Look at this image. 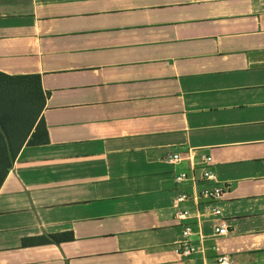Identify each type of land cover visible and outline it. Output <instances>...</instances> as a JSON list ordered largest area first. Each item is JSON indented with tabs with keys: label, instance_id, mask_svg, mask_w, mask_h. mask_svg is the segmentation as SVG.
I'll list each match as a JSON object with an SVG mask.
<instances>
[{
	"label": "crops",
	"instance_id": "1",
	"mask_svg": "<svg viewBox=\"0 0 264 264\" xmlns=\"http://www.w3.org/2000/svg\"><path fill=\"white\" fill-rule=\"evenodd\" d=\"M0 73L40 76L48 137L1 185L0 264H264V0H0ZM203 156L221 213L179 221Z\"/></svg>",
	"mask_w": 264,
	"mask_h": 264
},
{
	"label": "trees",
	"instance_id": "2",
	"mask_svg": "<svg viewBox=\"0 0 264 264\" xmlns=\"http://www.w3.org/2000/svg\"><path fill=\"white\" fill-rule=\"evenodd\" d=\"M45 99L40 76L0 73V188L25 143H47L45 122L40 116Z\"/></svg>",
	"mask_w": 264,
	"mask_h": 264
},
{
	"label": "built area",
	"instance_id": "3",
	"mask_svg": "<svg viewBox=\"0 0 264 264\" xmlns=\"http://www.w3.org/2000/svg\"><path fill=\"white\" fill-rule=\"evenodd\" d=\"M185 158L178 154L173 155L169 158L170 163H178ZM190 160V156L187 158ZM201 176H199L198 170L196 169V164L190 162L189 171H183L175 176V182L182 184L185 182H190L196 184L200 181L205 182L209 187L204 188L198 196L181 195L177 197L174 201V207L177 209L175 212V218L179 221H187L191 214L189 211L181 209L180 203L186 202L189 199H195L199 205L204 204V202L213 206L212 213L214 215H219L221 213L217 204L222 200L225 192L228 189L227 185L221 184L216 175L209 169L211 165L210 157H202L201 163ZM215 232L219 236H226L229 233L227 226L220 225L215 229ZM194 230L191 225H184L182 230V240L178 244V256L181 259H191L194 255L199 253L198 246L193 243L191 236L194 234ZM192 264V263H189ZM215 264H231V259L227 255H219L215 259Z\"/></svg>",
	"mask_w": 264,
	"mask_h": 264
}]
</instances>
